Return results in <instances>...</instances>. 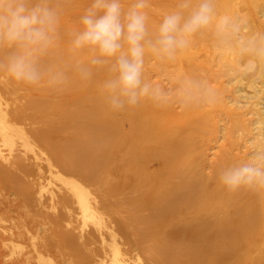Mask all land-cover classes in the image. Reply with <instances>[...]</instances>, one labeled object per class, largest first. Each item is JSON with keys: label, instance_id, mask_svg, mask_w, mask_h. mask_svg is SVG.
<instances>
[{"label": "bare ground", "instance_id": "bare-ground-1", "mask_svg": "<svg viewBox=\"0 0 264 264\" xmlns=\"http://www.w3.org/2000/svg\"><path fill=\"white\" fill-rule=\"evenodd\" d=\"M130 3L124 0L125 8ZM90 4L91 0H51L50 6L61 12L60 40L42 62L53 67V74L63 71L62 88H32L37 92L20 98L15 107L7 102L13 88H0V181L7 191L1 190L20 202L13 207L0 198V214L20 208L34 221L33 226L18 221L2 225L5 219L0 217V230L9 231L4 241L42 233L47 225L48 237L67 250L68 257L61 261L68 264H146L140 253L148 264H264V190L229 192L219 181L224 167L247 157L251 125L264 119V67L245 77L243 65L249 57L238 54L235 42L231 47L219 45L214 22L194 34L174 60L145 55L142 79L163 92L162 78L178 81L184 100L172 95L167 105L157 107L145 99L114 112L101 94L112 75L110 64L93 66V53L71 47ZM177 4L178 0H150L145 10L150 34ZM215 4L217 19L227 16L248 29L241 30V36L264 33V0ZM5 51L1 49L0 56ZM78 64L92 69L90 79L81 78ZM170 65L176 68L174 75ZM28 110L37 112L42 122L49 112L58 119L25 127L36 118ZM65 131L69 135L50 140ZM235 131L243 133L235 136ZM220 138L226 146H219L210 159L212 143ZM35 142L36 148L44 146L46 157L35 153ZM28 150L35 158H28L30 167L25 162ZM93 188L108 198L125 189L129 194L111 202L94 194ZM109 201L134 211L115 226L105 221L99 206H110ZM129 238L136 240L134 258L121 247ZM35 253L38 264H55L50 254ZM31 255L15 264L27 263Z\"/></svg>", "mask_w": 264, "mask_h": 264}, {"label": "clouds", "instance_id": "clouds-1", "mask_svg": "<svg viewBox=\"0 0 264 264\" xmlns=\"http://www.w3.org/2000/svg\"><path fill=\"white\" fill-rule=\"evenodd\" d=\"M51 0H0V74L27 87L62 88L66 83L63 71H55L42 61L59 43L61 12L50 6ZM150 0H91L80 17V30L74 34L73 50L93 53L90 64H110L112 74L102 86L101 94L110 110L122 112L150 100L157 107L168 104V94L153 88L142 79L146 53L174 60L185 49L190 38L215 22L218 44L237 45L241 57H249L243 71L254 74L264 67V33L247 38L242 27L227 16L217 19L215 0H178L175 9L165 14L154 34L149 31L145 11ZM84 80L92 69L77 65ZM247 136L252 146L243 161L224 167L220 183L229 192L241 189L264 190V119L251 125Z\"/></svg>", "mask_w": 264, "mask_h": 264}, {"label": "rangeland", "instance_id": "rangeland-1", "mask_svg": "<svg viewBox=\"0 0 264 264\" xmlns=\"http://www.w3.org/2000/svg\"><path fill=\"white\" fill-rule=\"evenodd\" d=\"M237 23H240V25H242V22L241 21H237ZM242 31H244L245 33H246V31H248V29L247 28H244V30H242ZM0 51H1V49H0ZM168 70H169V72L172 74V75H174V73H175V71H176V68H175V66L174 65H170V66H168ZM245 75V77H247L246 76V74H244ZM248 75V74H247ZM3 83V84H2ZM4 83H6V84H4ZM0 84H2V85H0V88H2V87H5V86H8V87H11V88H13V90H14V94L12 95V98L10 97V99H8L7 100V102L9 103V106H12V107H15L18 103L20 104V101H19V99L20 98H22V97H24V96H30L32 93H35V92H37L36 90H32V87H27V86H24V85H22V84H19V83H17V82H15V81H13V80H11V79H9L6 75H4V74H0ZM161 84L163 85V87H165V93H167L168 94V98H170L172 95H177L180 99H185L186 98V96H184L183 97V88L181 87V85L179 84V82L178 81H171L170 80V78L169 77H167V78H162V82H161ZM248 90H251V89H248ZM15 95V98L13 97ZM180 108H181V103L180 104H177L176 105V110L178 111V110H180ZM27 112H29V113H33V117H36V118H34V123H32V124H30V125H28V124H26L25 125V127H42V123H46L47 121H52V120H57L58 119V116H57V114H55V113H51V112H49V113H47L46 114V118H43V120H45V119H48V120H46L45 122L43 121H41L42 120V118L41 119H39L38 118V115H37V112H35L34 110H28ZM30 121V120H29ZM26 122H27V120H26ZM241 133V134H240ZM242 133L243 132H237V131H235L234 132V135L235 136H240V135H242ZM67 135H69V132H67V131H65V132H63V133H55L51 138H50V140H55V139H53V138H55V137H59V136H67ZM239 141H241V139H238ZM17 143H18V145H19V142L17 141ZM17 143L14 145V147L17 149L18 148V146H17ZM212 144H214V147L213 148H211L210 149V159L211 158H213V156H214V154L218 151V148H219V146H222V145H225V140H223V138H220L219 139V141L218 142H213ZM37 142H35L34 143V145H33V147H35L34 148V150H35V153L38 155V156H40V157H46V155L44 156L43 154H44V146H40V143H38V146H40L41 147V149H40V147L39 148H36L37 146ZM226 146V145H225ZM22 149V147L19 145V150H21ZM34 150H33V152H34ZM40 150V151H39ZM241 150H244V148H242ZM240 150V151H241ZM29 151V152H28ZM27 151V153L25 154L26 155V157H27V160L25 161L26 163L28 162V167H30L31 165L29 164V163H32L33 161H34V153H32V151H30V150H28ZM43 151V152H42ZM17 151L15 150V152L14 153H16ZM41 152H42V155H41ZM30 156H29V155ZM32 154V155H31ZM34 159H33V158ZM28 158H30L31 159V161L29 162V160H28ZM33 159V160H32ZM34 176V175H33ZM32 177V176H31ZM30 177V178H31ZM35 177V176H34ZM0 198H2L3 197V200L4 201H6V202H10L9 204H11L13 207L14 206H18L19 204H20V202L18 201L19 199H17V198H15V196H13V195H11V194H9V195H7V194H4V192L1 190V188H3L5 185L3 184V182L2 181H0ZM4 189V191L6 192L7 191V188L6 187H4L3 188ZM2 191V192H1ZM92 192L94 193V194H96L97 192V195H101V196H103L102 198L104 199H109L111 202H112V200L114 201L115 199H122V198H124L125 196H127L128 194H129V189H125V190H123L122 192H120L119 194H116V198L115 197H110V198H108L107 197V195H105L103 192H100V191H98V190H96V189H94L93 188V190H92ZM96 192V193H95ZM109 201V202H110ZM19 202V203H18ZM110 202V203H111ZM112 205V206H111ZM99 206L101 207V210H102V217L104 216V219H105V221L107 220H112L113 222V224L116 226L117 224H115V222H117L119 219L120 220H122V219H126L128 216L127 215H129L130 213H132L133 211H134V209H133V207L132 206H130V207H128L127 205H123L121 208H117V207H115V206H113V204L111 203L110 204V206H109V204H107V205H104V203H102V202H100L99 203ZM15 209V208H14ZM145 212V211H144ZM9 213H11V214H9ZM13 213V214H12ZM17 213V214H16ZM145 213H147V212H145ZM30 214H32V212H30L29 213V215ZM14 216V217H13ZM0 217L1 218H3V220H4V222H1V224L2 225H8V224H10V223H12L13 224V222L14 223H16L17 221V223L19 224V222L21 223V222H23V223H25L26 225H28V226H33L34 225V221L31 219V215L30 216H26V215H24V211H22L20 208H18V209H15V212H8V213H1L0 214ZM5 217V218H4ZM17 217H19V218H17ZM7 218V219H6ZM103 219V220H104ZM119 220V221H120ZM118 221V222H119ZM4 223V224H3ZM43 228H46V231H44V232H42V233H28V234H26L24 237H21L18 241L16 240V241H14V242H10V241H4V237H6L7 235H8V233H9V231H7L6 229H3V230H0V264H15L16 262H18L19 260H23V258L25 257V255L26 254H28L29 252H32V259H30V261L28 260L27 261V263H25V264H38L39 263V259H38V257H36L37 256V254L35 253V252H41V254H43V256L42 257H46V255L48 254H50L49 256H50V258L52 259V260H54V262H55V264H65V262H66V264H68V262L67 261H61V260H63V258L64 259H66L67 257H68V255H67V253L65 252V251H67L65 248L63 249L62 247V245H59V243L55 240V239H52L51 237H48V233H49V229H48V226L46 225V226H44ZM119 231V230H118ZM48 235H47V234ZM31 234V235H30ZM28 235V236H27ZM40 237V238H39ZM23 238H25V239H23ZM30 238V239H29ZM48 240V241H47ZM25 241V242H24ZM51 243H50V242ZM24 242V243H23ZM48 242V243H47ZM10 243H15V244H17V245H19V249L16 247L17 245H14L15 247H13L14 248V252H13V249H11V245H10ZM26 243V244H25ZM47 243V244H46ZM44 244V245H43ZM55 244V245H54ZM8 245H10V246H8ZM23 246V247H21L20 248V246ZM30 245L32 246V247H30ZM137 244H136V240L134 239V238H129V239H125L122 243H121V247H122V249L123 250H130V252H129V254H128V256L129 257H133L134 258V256L135 255H133V254H135V251L134 250H132L133 248H135V246H136ZM8 248H7V247ZM50 246H51V248H50ZM55 246V247H54ZM45 247V248H44ZM12 250V251H10V252H13V254H9L10 252L8 251V250H10V249ZM41 248V249H40ZM21 249V250H20ZM35 249H39L38 251H34ZM50 249V250H49ZM52 249V250H51ZM56 249V250H55ZM60 249V250H59ZM15 250H17V252L19 251V253L21 252V254L19 255V253H18V255H17V253H16V251ZM55 250V251H54ZM8 253H7V252ZM46 251V252H45ZM50 251V252H49ZM52 251V252H51ZM54 251V252H53ZM132 251V252H131ZM45 252V253H44ZM34 253V254H33ZM9 254V255H8ZM22 254H23V257H22ZM35 254H36V256H35ZM143 253H140V254H138V256H139V258H142V259H140L142 262H144V263H146V264H148V262L150 263V261H148V259H146V256H143V255H145V254H143ZM17 255V256H16ZM45 255V256H44ZM47 255V256H48ZM19 256V257H18ZM21 256V257H20ZM144 257V258H143ZM2 259V260H1ZM34 259V260H33ZM36 259H37V261H36ZM147 260V261H146ZM32 261V262H31ZM20 262V261H19ZM36 262V263H35ZM73 263H75V264H78V263H76V262H73Z\"/></svg>", "mask_w": 264, "mask_h": 264}]
</instances>
